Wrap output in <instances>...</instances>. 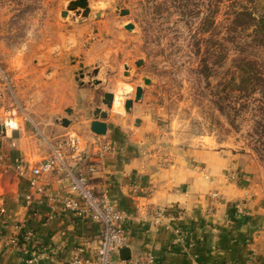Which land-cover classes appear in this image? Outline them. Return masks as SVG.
<instances>
[{"label": "rangeland", "instance_id": "obj_1", "mask_svg": "<svg viewBox=\"0 0 264 264\" xmlns=\"http://www.w3.org/2000/svg\"><path fill=\"white\" fill-rule=\"evenodd\" d=\"M71 1L0 0V116L19 103L48 136L89 134L100 108L163 157L227 151L264 200V32L238 15L260 19L264 0H88L86 16ZM125 84L117 102L134 105L120 114L104 99Z\"/></svg>", "mask_w": 264, "mask_h": 264}, {"label": "crops", "instance_id": "obj_2", "mask_svg": "<svg viewBox=\"0 0 264 264\" xmlns=\"http://www.w3.org/2000/svg\"><path fill=\"white\" fill-rule=\"evenodd\" d=\"M132 89L125 84L115 93L111 111L126 113L124 93L121 104L117 95ZM1 90L0 83V95ZM4 119L0 118V210L6 208L7 213H0V264H27L31 254L38 256L34 264H72L75 258H92L101 224L64 207L60 198L70 193V187L56 172L43 175L47 191L36 193L26 176L10 168L21 157L41 162L49 147L37 144L29 122L6 131ZM114 123L118 124L116 118ZM72 133L89 142L83 160L72 163L80 171L98 160V148L91 141L116 147L96 162L98 171L91 182L98 191L107 190L126 213L129 256L152 253L158 264H264V200L241 159L225 150L208 151L205 145L172 146L163 157L161 148L144 147L134 139L140 132L131 134L110 122L102 136L71 129L62 135ZM155 207L165 210L159 222L145 213ZM26 231L33 237L24 242ZM14 239L20 244L13 245ZM126 256L120 251L114 259Z\"/></svg>", "mask_w": 264, "mask_h": 264}, {"label": "built area", "instance_id": "obj_3", "mask_svg": "<svg viewBox=\"0 0 264 264\" xmlns=\"http://www.w3.org/2000/svg\"><path fill=\"white\" fill-rule=\"evenodd\" d=\"M21 121L31 124L37 144L49 147V153L47 157L36 164L28 158L21 157L11 163L10 168L18 174L26 176L33 192L36 193H46L47 191L46 184L42 181L43 175L56 172L61 179L68 182L70 187V193L60 198L64 207L76 215H88L92 220L101 224V237L94 246L92 258L87 260L75 258L72 264H158L152 253L132 255L129 259H114L115 255H118L128 243V232L124 226L126 213L114 204L107 190L98 191L94 187L91 177L98 171L96 162L100 163L106 156L114 153L115 145L100 143L97 139L91 141L98 148L96 152L98 160L89 164L86 170L80 171L72 163L83 160L84 155L87 154L89 142L86 139L77 133L46 136L27 110L19 103L12 106V109L5 115L3 128L6 131L16 130L20 128ZM13 123L16 125L15 128L11 127ZM26 201L30 204L31 194L26 195ZM0 213L5 215L6 208H2ZM145 213L146 216L154 218L156 222L165 217V210L161 207L147 208ZM176 233L180 235L179 229H176ZM32 237L33 233L26 231L23 240L24 242L30 241ZM12 242L13 245L20 244L18 239H14ZM22 250L27 253V250L23 248ZM37 261L38 256L34 254L26 259L27 264H34Z\"/></svg>", "mask_w": 264, "mask_h": 264}, {"label": "water", "instance_id": "obj_4", "mask_svg": "<svg viewBox=\"0 0 264 264\" xmlns=\"http://www.w3.org/2000/svg\"><path fill=\"white\" fill-rule=\"evenodd\" d=\"M78 7H80V9H83V13H82L83 16H86V15L89 14L90 7H89L88 0H73V1H71L69 9H76ZM80 11L81 10H77V14H80ZM66 13L67 12L65 11L63 13V15L65 16ZM128 13H129V10L127 8H124L121 11L122 15L128 14ZM126 28L132 30L134 28V24L128 23L126 25ZM136 64H137V66H141V65L144 64V60L143 59H139L136 62ZM81 67H83V66L81 65ZM127 70H128V66H127ZM144 81H145L146 84H150L151 83V79L148 78V77H145ZM143 92H144L143 86L142 85L137 86V88H136V98H135L136 101H139L142 98ZM114 98H115V95L112 92H107L105 94L104 103L107 105V108L110 109L112 107V104L114 102ZM133 105H134V100L132 98L126 99L125 108H126L127 112L131 111ZM68 112L71 113L72 109H69ZM96 115H97V117L91 121V124H90L91 130H92L93 133H95L97 135H101V136L105 135L107 133V131H108V123L105 120L108 117V112L106 110H102V109L98 108L97 111H96ZM98 116L101 117V119H99ZM61 123L64 126H67V125H69L70 121L67 118H63L61 120ZM3 130H4V128H3ZM121 252H127V256L122 258V259H129L130 258V256L128 255L129 254V249L128 248L124 247L121 250Z\"/></svg>", "mask_w": 264, "mask_h": 264}, {"label": "trees", "instance_id": "obj_5", "mask_svg": "<svg viewBox=\"0 0 264 264\" xmlns=\"http://www.w3.org/2000/svg\"><path fill=\"white\" fill-rule=\"evenodd\" d=\"M245 9L246 10L238 13V15L248 17L249 20L253 21V25L259 26V28H257L259 32H264V16H262L260 19H257L256 17L253 16L252 12H250L249 9L247 8Z\"/></svg>", "mask_w": 264, "mask_h": 264}, {"label": "bare ground", "instance_id": "obj_6", "mask_svg": "<svg viewBox=\"0 0 264 264\" xmlns=\"http://www.w3.org/2000/svg\"><path fill=\"white\" fill-rule=\"evenodd\" d=\"M80 10L82 11L83 9H80ZM81 11H80V12H81ZM131 71H132V70H127V73H131ZM126 75H127V74H126ZM114 95H115V94H114ZM115 98H116V95H115ZM115 98H114V101H115ZM113 104H114V102H113ZM113 104H112V107H111L110 109L113 108Z\"/></svg>", "mask_w": 264, "mask_h": 264}, {"label": "clouds", "instance_id": "obj_7", "mask_svg": "<svg viewBox=\"0 0 264 264\" xmlns=\"http://www.w3.org/2000/svg\"><path fill=\"white\" fill-rule=\"evenodd\" d=\"M11 127L12 128H15L16 127L15 123L11 124Z\"/></svg>", "mask_w": 264, "mask_h": 264}]
</instances>
